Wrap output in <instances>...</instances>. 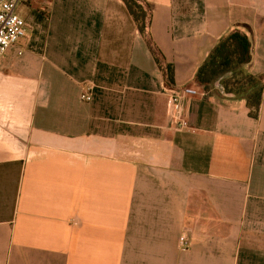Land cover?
Here are the masks:
<instances>
[{
  "label": "crops",
  "instance_id": "obj_1",
  "mask_svg": "<svg viewBox=\"0 0 264 264\" xmlns=\"http://www.w3.org/2000/svg\"><path fill=\"white\" fill-rule=\"evenodd\" d=\"M146 1L185 130L122 0L19 6L28 38L0 60V264H264V88L252 118L194 82L237 24L264 78V0Z\"/></svg>",
  "mask_w": 264,
  "mask_h": 264
},
{
  "label": "trees",
  "instance_id": "obj_2",
  "mask_svg": "<svg viewBox=\"0 0 264 264\" xmlns=\"http://www.w3.org/2000/svg\"><path fill=\"white\" fill-rule=\"evenodd\" d=\"M164 77L172 87L173 65L167 63L149 34L152 5L146 0H122ZM251 29L246 24L232 26L208 53L194 76L204 93H220L245 100L248 114L256 118L264 88V78L246 70L251 62Z\"/></svg>",
  "mask_w": 264,
  "mask_h": 264
},
{
  "label": "built area",
  "instance_id": "obj_3",
  "mask_svg": "<svg viewBox=\"0 0 264 264\" xmlns=\"http://www.w3.org/2000/svg\"><path fill=\"white\" fill-rule=\"evenodd\" d=\"M29 0H0V60L6 51L13 45L19 44L21 40H26L30 27L25 19L18 13L20 5ZM20 54V51L18 52ZM187 90H178L173 87H166L167 112L173 128L185 130L190 128L183 109V98ZM81 99L90 100L87 89L83 90ZM188 240L181 236L178 246L182 249L188 247Z\"/></svg>",
  "mask_w": 264,
  "mask_h": 264
}]
</instances>
